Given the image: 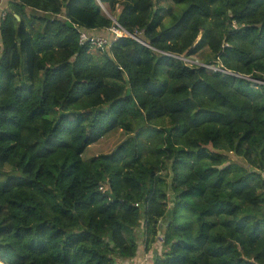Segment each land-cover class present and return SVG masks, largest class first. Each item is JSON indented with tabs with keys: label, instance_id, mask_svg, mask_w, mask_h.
Instances as JSON below:
<instances>
[{
	"label": "trees",
	"instance_id": "1",
	"mask_svg": "<svg viewBox=\"0 0 264 264\" xmlns=\"http://www.w3.org/2000/svg\"><path fill=\"white\" fill-rule=\"evenodd\" d=\"M163 1L6 0L2 264H264V0Z\"/></svg>",
	"mask_w": 264,
	"mask_h": 264
},
{
	"label": "built area",
	"instance_id": "2",
	"mask_svg": "<svg viewBox=\"0 0 264 264\" xmlns=\"http://www.w3.org/2000/svg\"><path fill=\"white\" fill-rule=\"evenodd\" d=\"M6 16H7L6 0H0V24L6 18ZM106 30H107V35H99V34L91 35L86 31H81L79 36V43L81 45L89 44V46L93 49H104L106 47H109L114 39L124 36V37L133 38L141 44H145L135 36V34L141 33L138 30H135V33L132 34L126 31L125 29H123L122 27H120L118 24H116V26H111ZM1 49H2V45L0 41V55H1ZM180 58L190 63V61H187L186 58H184L183 56H181ZM261 174H262V178L264 179V171Z\"/></svg>",
	"mask_w": 264,
	"mask_h": 264
},
{
	"label": "rangeland",
	"instance_id": "3",
	"mask_svg": "<svg viewBox=\"0 0 264 264\" xmlns=\"http://www.w3.org/2000/svg\"><path fill=\"white\" fill-rule=\"evenodd\" d=\"M160 5H163L165 7V11L167 12L168 7V2H164L163 0H160L159 2ZM186 5H182L181 8H184ZM175 7V6H173ZM104 13L109 16L112 17V15L109 13L108 8L106 6H102ZM164 11V14L167 15V13ZM164 23L167 25L169 23V20L167 19V17L164 19ZM184 58H186L187 61L193 62V63H200L201 57L200 55H191V56H183ZM209 66V65H208ZM211 66V65H210ZM215 67V66H214ZM123 138H125V135L122 131H115L112 132L106 136H104L103 138H101L99 141H97L96 143H93L92 145H90L84 155L83 158L85 160L96 156L98 154L101 153H108L110 152ZM11 167L6 165L4 166V168L2 170H0V178H3V176L5 174H7L8 172H10ZM13 172V171H12ZM17 173V172H14ZM0 264H2L0 262Z\"/></svg>",
	"mask_w": 264,
	"mask_h": 264
},
{
	"label": "crops",
	"instance_id": "4",
	"mask_svg": "<svg viewBox=\"0 0 264 264\" xmlns=\"http://www.w3.org/2000/svg\"><path fill=\"white\" fill-rule=\"evenodd\" d=\"M103 35V30L99 31ZM95 33V32H93ZM104 35H107L105 33ZM159 251V243H153L152 245L147 246L145 243V237L140 236L138 239V247L136 251V255L128 260L121 261L122 264H152L153 254Z\"/></svg>",
	"mask_w": 264,
	"mask_h": 264
}]
</instances>
